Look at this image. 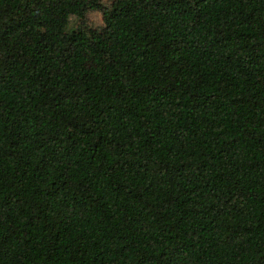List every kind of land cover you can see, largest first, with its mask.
<instances>
[{"label": "trees", "instance_id": "16d2710c", "mask_svg": "<svg viewBox=\"0 0 264 264\" xmlns=\"http://www.w3.org/2000/svg\"><path fill=\"white\" fill-rule=\"evenodd\" d=\"M0 264H264V0H0Z\"/></svg>", "mask_w": 264, "mask_h": 264}, {"label": "rangeland", "instance_id": "374dc122", "mask_svg": "<svg viewBox=\"0 0 264 264\" xmlns=\"http://www.w3.org/2000/svg\"><path fill=\"white\" fill-rule=\"evenodd\" d=\"M87 21L94 26H101L103 24L101 13L96 10H92L88 13Z\"/></svg>", "mask_w": 264, "mask_h": 264}]
</instances>
